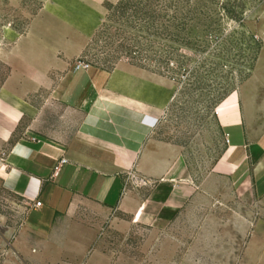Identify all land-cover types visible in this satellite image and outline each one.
Segmentation results:
<instances>
[{
    "label": "crops",
    "instance_id": "1",
    "mask_svg": "<svg viewBox=\"0 0 264 264\" xmlns=\"http://www.w3.org/2000/svg\"><path fill=\"white\" fill-rule=\"evenodd\" d=\"M36 23L24 34L4 36L14 39L7 51L13 73L8 83L31 96L42 94L38 104L15 94V109L8 114L0 95L3 143L29 120L3 159L6 185L27 204L3 264L107 263L109 254L98 246L105 222L126 229L133 225L128 216L136 223L149 208L145 202L153 205L164 189L169 218L181 210L182 198L188 204L202 197L207 185L217 192L226 186L231 197L250 193L264 200V107L255 96L232 94L218 108L221 148L197 181L185 146L159 137L176 96L171 78L127 61L112 69L75 70L73 60L81 52L67 49L69 42L57 34L34 30ZM62 157L68 162L56 171ZM132 173L145 184L155 182L156 197L144 199L129 189ZM37 201L42 206H35ZM232 211V228L242 236L253 222ZM159 216L152 212L149 223L156 225Z\"/></svg>",
    "mask_w": 264,
    "mask_h": 264
},
{
    "label": "rangeland",
    "instance_id": "2",
    "mask_svg": "<svg viewBox=\"0 0 264 264\" xmlns=\"http://www.w3.org/2000/svg\"><path fill=\"white\" fill-rule=\"evenodd\" d=\"M36 21L34 30L57 34L69 42L67 49L81 52L73 63L112 69L127 61L171 78L176 96L161 120L159 137L185 146L197 181L221 148L216 113L223 102L232 94L255 96L264 107V0H0L5 53L0 95L6 114L15 109V94L27 100L31 94L8 83L13 73L7 51L14 39L4 36L24 34ZM41 94L31 101L38 104ZM28 121L23 119L10 142L0 137V264L27 214L23 198L5 183L3 159L24 136ZM156 187L155 182L129 184L148 200L156 197ZM164 190L153 205L145 202L149 208L136 223L128 216L133 225L126 229L105 222L98 246L110 259L98 264H264L263 199L250 193L231 197L226 186L217 192L207 185L201 187L202 197L188 204L182 198L181 210L169 218ZM234 209L253 222L242 236L231 225ZM152 212L160 214L156 225L149 223ZM4 233L9 237L3 239Z\"/></svg>",
    "mask_w": 264,
    "mask_h": 264
},
{
    "label": "built area",
    "instance_id": "3",
    "mask_svg": "<svg viewBox=\"0 0 264 264\" xmlns=\"http://www.w3.org/2000/svg\"><path fill=\"white\" fill-rule=\"evenodd\" d=\"M91 66L92 65L90 63H88V62H86L84 60H78V61H76V63H74V69L75 70H80V69L88 70V69L91 68ZM227 141L229 142V140H227ZM67 162H68V159L65 158V157H62L59 160V163L57 164V166L55 168L56 171H58L61 168V166L63 164H65V163H67ZM130 176H131V180L134 181L135 183H138V184H140V182L146 183L143 178H141L139 175H137L135 173H132ZM35 206H37V207L38 206H42V202L41 201H37Z\"/></svg>",
    "mask_w": 264,
    "mask_h": 264
}]
</instances>
